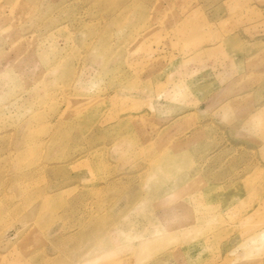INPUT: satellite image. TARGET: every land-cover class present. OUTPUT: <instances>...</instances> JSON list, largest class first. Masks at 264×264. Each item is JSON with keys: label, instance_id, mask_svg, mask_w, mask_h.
<instances>
[{"label": "rangeland", "instance_id": "1", "mask_svg": "<svg viewBox=\"0 0 264 264\" xmlns=\"http://www.w3.org/2000/svg\"><path fill=\"white\" fill-rule=\"evenodd\" d=\"M0 264H264V0H0Z\"/></svg>", "mask_w": 264, "mask_h": 264}]
</instances>
